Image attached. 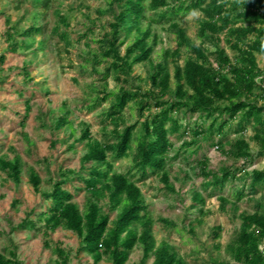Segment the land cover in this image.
Masks as SVG:
<instances>
[{
    "label": "rangeland",
    "instance_id": "rangeland-1",
    "mask_svg": "<svg viewBox=\"0 0 264 264\" xmlns=\"http://www.w3.org/2000/svg\"><path fill=\"white\" fill-rule=\"evenodd\" d=\"M110 0H52L51 7L45 11L32 0H0V53L5 61L0 63V156L12 158L14 154L22 159L21 179L15 183L0 169V253L8 255L15 248L22 264H56L55 245L64 248L69 254L68 264H91L92 257L80 248V237L71 230L59 226L44 235L38 214L47 209L50 200L43 197L51 189L52 181L60 178L61 172L73 170L75 173L64 188L73 194V200L84 211L88 193L85 182L92 162H83L87 139H80L81 132L88 128L90 141L107 142L114 139L116 126L106 119L111 98L97 101L96 96L103 91H116L120 85L127 90L145 92L151 88L148 75L151 65L148 61L137 63L128 75L127 82H118L111 70L104 75L110 58L101 55L104 43L100 40L104 30L109 29L113 20V6ZM174 1V0H171ZM44 14L43 33L27 38L30 46L10 51L8 34H15L13 41L22 42L21 33L33 24L39 12ZM156 14V11L154 13ZM41 16V15H40ZM155 18L158 16L154 15ZM203 13L195 10L179 15L177 21L192 44L204 43L210 51L209 41H202L198 35L199 20ZM240 24V22H238ZM152 32L158 35L152 58L154 63L173 74L176 66H183L185 59L192 53L187 46L172 55L176 48L177 36L165 21L153 22ZM130 35L126 43L120 45L121 55L125 46L133 39ZM218 44L234 59L236 53L226 43L223 32L218 34ZM44 44L39 45V41ZM169 52L165 57L164 52ZM213 60V57H210ZM259 67H264V56L257 54ZM214 64H216L214 62ZM174 81L171 78V88ZM157 92V89H153ZM256 96H253V95ZM252 98L264 104L259 88ZM30 106L25 116L26 105ZM157 110L155 106L145 109L139 115L134 100H129L123 110L124 124H134V132H141L140 122ZM66 116V123L56 126V119ZM182 129L169 134L173 144L166 169L169 174L171 191L160 178V173L147 168V174L140 177L133 172L132 152L123 158H114L113 173H127L140 186L146 212L152 218V233L156 246L165 242L184 259L186 264H242L230 252L241 226L242 216L260 210L264 213V181L250 188L252 169H264V154H257L258 144L253 139L259 126L250 122L243 136L249 142L253 153L251 159L236 158L231 151V143L238 135V126L231 124L220 137L214 133L205 138H197L191 143L192 135L185 133L184 126L195 127V123L209 124L213 117L199 118L197 113L178 111ZM189 142L184 144V142ZM219 145V146H217ZM202 163H205L204 166ZM33 167L40 177L39 192H35L29 181V169ZM231 168L234 175L223 184L206 185L210 176L203 170L219 173L222 168ZM200 192L204 201L191 207L192 195ZM242 192L241 198L238 193ZM107 198H100L101 210L109 212L105 204ZM117 211L109 213L114 219ZM23 218L36 222L35 226L13 229ZM166 220V222L164 221ZM216 232L219 235H215ZM49 240L51 247L44 245ZM264 250V241L260 245ZM142 247L136 245L129 252L126 264H137L142 259ZM153 254L144 260L151 264ZM99 264H112L103 258Z\"/></svg>",
    "mask_w": 264,
    "mask_h": 264
},
{
    "label": "trees",
    "instance_id": "trees-1",
    "mask_svg": "<svg viewBox=\"0 0 264 264\" xmlns=\"http://www.w3.org/2000/svg\"><path fill=\"white\" fill-rule=\"evenodd\" d=\"M41 9L47 11L52 0H32ZM117 3V10L113 11V20L109 22V29L104 30L100 40L104 43L101 55L110 58L109 65L104 70L107 76L112 70L115 79L127 82L124 75H128L137 63L148 61L151 71L148 80L151 88L145 92L127 90L120 85L116 91H103L96 96L97 101L111 98L106 112V119L116 125L111 131L114 139L107 142L90 141V131L84 129L79 138L87 139L86 152L82 156L83 162H92L86 176H80L85 182L88 199L84 211L79 209L73 200V194L64 184L70 181L73 170H64L60 178L52 181L51 189L43 197L50 200L46 210L38 214V221L42 222L44 235L59 226L71 230L80 237V248L92 257L91 264H99L107 258L112 264H126L129 252L136 245L142 247V259L137 264H145L144 260L153 254L151 264H186L168 243L156 246L152 233L153 220L146 212V204L140 186L127 173H113L114 158L127 157L133 149V172L140 177L147 174V168L160 173V178L171 191L169 174L166 169L168 157L173 144L169 138L171 132L181 130L178 117L173 114L178 111L197 113L199 118L213 117L209 124L196 122L195 127L184 126V132L190 133L191 143L197 138L210 136L214 133L220 137L231 124L238 126V135L231 143V153L236 158L251 159L253 153L249 142L243 133L247 124L255 123L258 128L253 139L258 144L257 154H264V104H258V98H252L254 90L259 88L264 98V67H259L257 54L264 56V0H110L111 6ZM195 10L203 13L199 20L198 35L202 41L212 43V50L208 51L204 43L189 42L184 29L176 20L179 15H185ZM156 11V14H151ZM41 15V16H40ZM158 18H155V16ZM44 14L40 11L34 18L33 24L26 28L21 35L22 42L13 41L15 34H8L10 51L19 47L30 46L27 38L43 33L42 24ZM165 21L177 36L176 48L172 55L176 56L182 46H187L192 55L188 56L183 66H176L173 74L166 70L162 63H154L152 53L158 42V35L152 32L153 22ZM240 22V24H238ZM133 39L126 44L124 54L119 47L126 43L130 35ZM223 32L226 43L236 53L232 59L221 47L218 34ZM44 40L39 41V45ZM169 52L165 51L167 57ZM213 57V60L210 59ZM5 61V55L0 53V63ZM214 62L216 64H214ZM171 78L174 86L171 88ZM153 89H157L155 92ZM253 96H256L255 94ZM136 103L139 115L145 109L155 106L157 110L149 113L141 122V132H134V124H124L123 110L129 100ZM30 106L26 105L25 116H28ZM56 126L65 124L66 116L60 115L56 119ZM189 142H184L188 144ZM219 146V145H217ZM203 166L205 163H202ZM205 167V166H204ZM0 169L19 183L22 171V159L14 154L12 158L0 156ZM210 179L206 185L223 184L234 175L231 168H222L219 173L203 170ZM250 188L264 181V169H252ZM29 181L35 192H39L40 177L36 170L29 169ZM243 193L240 191L238 197ZM100 198H107L106 205L109 212L101 210ZM200 192L192 195L191 207L203 202ZM116 210L114 219L109 213ZM166 222V220H164ZM36 222L23 218L13 229H25L35 226ZM215 235H219L217 232ZM264 241V213L256 210L242 216L238 234L230 246L233 258L242 264H264V250L260 245ZM44 245L51 247L50 241ZM57 255L56 264H68L69 254L59 245L53 247ZM0 264H22L16 254V249L9 250L8 255L0 253Z\"/></svg>",
    "mask_w": 264,
    "mask_h": 264
}]
</instances>
